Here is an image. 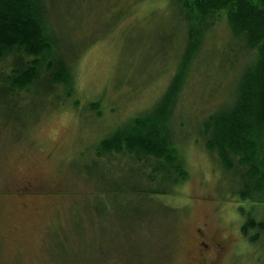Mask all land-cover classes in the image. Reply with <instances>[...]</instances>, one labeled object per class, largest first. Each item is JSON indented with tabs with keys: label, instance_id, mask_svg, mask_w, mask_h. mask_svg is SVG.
I'll return each instance as SVG.
<instances>
[{
	"label": "rangeland",
	"instance_id": "1",
	"mask_svg": "<svg viewBox=\"0 0 264 264\" xmlns=\"http://www.w3.org/2000/svg\"><path fill=\"white\" fill-rule=\"evenodd\" d=\"M46 11L58 48L36 83L12 94L3 84L15 58H32L0 61V264H196L200 240L223 250L217 264H264V232L257 242L242 232L250 218L264 224V187L246 189L239 158L227 170L205 144L204 123L232 105L255 57L225 13L209 20L169 121L185 175L173 184L164 159L98 146L167 92L187 43L184 10L47 0ZM60 57L72 87L51 80Z\"/></svg>",
	"mask_w": 264,
	"mask_h": 264
},
{
	"label": "trees",
	"instance_id": "2",
	"mask_svg": "<svg viewBox=\"0 0 264 264\" xmlns=\"http://www.w3.org/2000/svg\"><path fill=\"white\" fill-rule=\"evenodd\" d=\"M47 0H0V61L11 53H23L31 60L15 58L13 75L3 85L11 90L30 89L38 80L43 59L58 48L50 31L46 11ZM189 22L183 58L172 77L167 92L150 111L136 116L132 124L118 128L101 140L98 150L153 155L168 165L166 176L173 184L185 175L180 167L169 121L178 97L185 87L195 57L203 45V33L211 27V18L225 13L233 35L244 38L255 51L254 62L241 75L232 105L213 114L204 123L208 138L206 147L219 156L224 168H234L232 157L246 166V189L261 191L264 187V0H176ZM52 29V28H51ZM49 64L52 82L72 87L70 68L62 57ZM12 93V92H11ZM13 94V93H12ZM99 152V153H101ZM177 173L172 179V173ZM246 193V192H245ZM244 198L249 194H242ZM264 224L250 218L243 234L257 242ZM249 228V230H248ZM254 230V235H250Z\"/></svg>",
	"mask_w": 264,
	"mask_h": 264
},
{
	"label": "flooded vegetation",
	"instance_id": "3",
	"mask_svg": "<svg viewBox=\"0 0 264 264\" xmlns=\"http://www.w3.org/2000/svg\"><path fill=\"white\" fill-rule=\"evenodd\" d=\"M197 246L199 250L197 252L196 264H217L223 258L224 252H222L223 250H221V248L213 252L209 244L201 240Z\"/></svg>",
	"mask_w": 264,
	"mask_h": 264
}]
</instances>
